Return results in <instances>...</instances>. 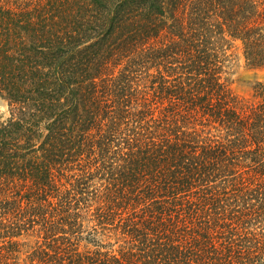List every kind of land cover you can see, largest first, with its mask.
I'll list each match as a JSON object with an SVG mask.
<instances>
[{
	"label": "trees",
	"instance_id": "1",
	"mask_svg": "<svg viewBox=\"0 0 264 264\" xmlns=\"http://www.w3.org/2000/svg\"><path fill=\"white\" fill-rule=\"evenodd\" d=\"M235 42L264 68V0H0V264H264Z\"/></svg>",
	"mask_w": 264,
	"mask_h": 264
},
{
	"label": "rangeland",
	"instance_id": "2",
	"mask_svg": "<svg viewBox=\"0 0 264 264\" xmlns=\"http://www.w3.org/2000/svg\"><path fill=\"white\" fill-rule=\"evenodd\" d=\"M229 54L232 57L226 79L230 89L239 96L251 97L255 84L264 82V68H254L247 65L243 47L239 42L233 44ZM11 116L12 112L8 100L0 95V120L5 121ZM18 240L23 244L21 253L23 258H26L28 251H31L37 245L38 240H40V243L45 241L43 236L40 237L36 234L21 236Z\"/></svg>",
	"mask_w": 264,
	"mask_h": 264
}]
</instances>
